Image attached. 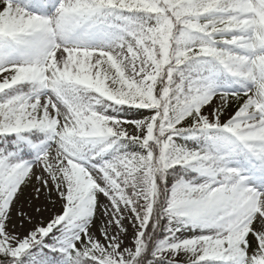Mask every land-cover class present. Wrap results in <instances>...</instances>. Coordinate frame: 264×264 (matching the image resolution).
<instances>
[{"label": "snow or ice", "instance_id": "6c2138e0", "mask_svg": "<svg viewBox=\"0 0 264 264\" xmlns=\"http://www.w3.org/2000/svg\"><path fill=\"white\" fill-rule=\"evenodd\" d=\"M0 264H264V0H0Z\"/></svg>", "mask_w": 264, "mask_h": 264}, {"label": "rangeland", "instance_id": "374dc122", "mask_svg": "<svg viewBox=\"0 0 264 264\" xmlns=\"http://www.w3.org/2000/svg\"><path fill=\"white\" fill-rule=\"evenodd\" d=\"M31 191H32L31 186L25 188V190H24V192H25V196H24V198H25V199L28 197V194H30ZM58 208H59V205H56V207L53 208L52 211H56V210H58Z\"/></svg>", "mask_w": 264, "mask_h": 264}]
</instances>
